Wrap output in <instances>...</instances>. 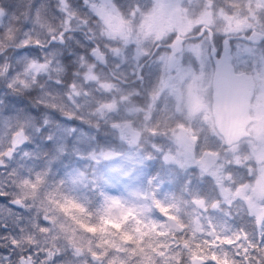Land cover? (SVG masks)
<instances>
[{"label": "trees", "instance_id": "16d2710c", "mask_svg": "<svg viewBox=\"0 0 264 264\" xmlns=\"http://www.w3.org/2000/svg\"><path fill=\"white\" fill-rule=\"evenodd\" d=\"M111 2L123 16L134 9L144 11L150 5V0ZM242 2L247 0H183L184 11H181L187 13L189 9L207 4L212 11L210 14L216 17L215 11L220 13L227 5L236 9ZM0 10L4 13L0 19V159L3 161L0 166V254L11 255V264L13 257H19L26 264H191V259L203 260L201 264H264V228L258 231L255 219L237 201L240 198L235 203L223 198L219 194V185L212 183L210 177L198 176L195 170H188L185 175L171 165L165 166L163 157L167 156V150L162 144L164 135L161 133L150 137L145 132L148 144L137 148L126 143L121 130L113 126L120 116L117 113L120 105L117 103L114 110L108 109L110 94L98 92L94 83L83 77L82 57L87 61L91 59L89 51L93 45L101 49L104 45H111L107 37L100 34L101 21L96 20L92 9L82 0H0ZM65 11H69L73 18L69 19ZM88 27L92 29L91 42L86 33ZM59 33L74 41L64 39L63 45L55 44L54 47L48 44L49 37ZM135 33L140 34L138 30ZM173 35L171 32L170 37L161 43H167ZM26 36L31 40L27 41ZM188 39L192 38L185 41ZM38 41L41 45L39 54H18L25 44L35 46ZM125 47L126 54L132 51V45ZM126 56L128 59L129 55ZM150 57L143 60L141 67L149 81L154 71L149 69L146 75L144 69ZM36 65L45 66L41 72H36ZM109 66L107 63V67H97L112 78L115 86L129 90L135 84L133 79L118 81L109 73ZM145 84L143 80L138 85L143 87ZM118 93V88H113L112 95ZM136 98L140 101L127 102L129 109H132L130 106L137 109V104L143 108L154 103L150 105L152 112L155 109L164 111L162 96L154 102L144 91ZM42 103L48 107L42 108ZM29 108L33 111L29 112ZM140 112L142 115V110ZM172 112L171 117L156 113L153 121L151 118L150 127L159 129L158 125L162 124L172 129V121L177 117L175 107ZM65 116L75 119L66 120ZM134 118L141 120L138 109ZM45 119L49 122L45 133L51 132L55 137L51 144H45L42 136L36 133ZM72 127L77 129L75 133L70 131ZM19 132H24L34 143L24 147H21L24 143L12 146L13 137ZM194 134L199 151L209 152L212 148L220 152L225 149L218 135ZM7 153L8 157L5 156ZM248 153L249 149L243 153L236 151L232 157L245 158ZM129 157L133 161H129ZM127 163L133 164L130 173H138L141 169L143 172L138 174L139 177L162 182V187L172 198L169 201L172 205L166 206L165 211L159 206L154 210L173 218L176 225L183 226L182 229L140 232L139 226L131 223V227L123 220L117 222V216L112 217L110 212L114 207L106 199H101V193L113 185L108 182L104 170L115 164L125 169ZM232 167L227 170L231 192L237 183L233 177L241 170L238 168L232 173ZM73 172L82 176L85 182L79 197L71 190L73 185L69 178ZM183 186L212 203L206 204L208 216L192 209L185 210ZM176 204L178 207L173 209ZM5 211H12L11 220L1 218ZM190 221L197 227L194 234L189 227ZM229 225L231 231L224 233ZM221 226L223 228L219 231ZM213 229L217 231L215 238L225 242L229 237L233 243L225 242L229 247L216 243L208 233ZM50 247L58 251L53 260L45 252Z\"/></svg>", "mask_w": 264, "mask_h": 264}, {"label": "rangeland", "instance_id": "374dc122", "mask_svg": "<svg viewBox=\"0 0 264 264\" xmlns=\"http://www.w3.org/2000/svg\"><path fill=\"white\" fill-rule=\"evenodd\" d=\"M60 1L64 2L66 0ZM82 1L86 6L92 9L96 20L101 21L100 26H102V30L100 34L106 36L111 43V45H104L102 49H100L106 54L107 63L110 64L109 67L113 76L123 81L136 78L137 68L144 62L143 60L150 55L152 56L147 66H145L144 71H147V75L148 70L153 69V81L152 79L149 81L148 76H145L141 71L140 75L144 77L143 80L146 84L140 87L138 82L135 81V84H133L129 90L127 88L115 86L112 78L101 71L97 67L100 65L93 60L89 59L90 61H87L84 57L81 59L84 67L83 77L86 80L92 81L98 92L104 91L106 94H110L109 98L105 95L110 102L108 109H113L117 103L120 105V107L117 108V113H119L120 116L114 123H117L118 130H121L120 133L124 141L130 146L140 148L142 145L148 144V138L145 132H147L150 137L152 134L156 135L157 133H161L164 135L162 144L165 150H167V156L163 157L165 166L171 165L185 175H187L188 170H195L198 176L205 175L208 179L210 177L212 183L217 184V186L219 185V194L222 195L223 198L232 203H235L237 198H240L237 201L242 203L245 210H248V214L252 215V219H255L258 231H263L264 140L257 145L254 143L252 145H247L248 142H245V145H240L235 151H233V147L220 150V152H218V150L213 151L212 148L209 149V152H203L202 150L199 151V148L195 145V134L187 133L183 129L182 115L186 107L184 105L188 104L189 101V98L186 97L190 93V82L193 83L194 80L202 82L204 79L207 81L210 75L207 44L199 38L185 41L182 51L176 55L174 64L170 70L166 68L169 54L168 50L166 48H159L153 52V49L156 44L163 46L161 42L169 38L171 32L174 33L172 38L175 35L189 37L190 35L198 33L201 27L205 25L210 27L215 38H219L213 39L214 45L218 48L222 40L221 38L227 35L238 36L249 28H256L257 31L262 32L264 31V0H247V2L240 3L236 9H232L233 7L228 8L229 5H227L225 6V10L219 11L220 13L215 11L217 14H215L216 17L210 14L212 11L207 4L202 8L189 9L187 13H182L184 11L182 7L183 0H150V5L146 10L140 11L134 9L126 16H123L117 10L111 0ZM200 10H204L203 13ZM65 12L69 19L73 18V15L70 14L69 11ZM3 14L4 13L0 10V19ZM133 18L138 19L132 20ZM217 19L218 22L216 21ZM90 29L91 28L87 29L86 33L93 37L92 29ZM82 30H84V28H82ZM136 30H138L140 34H136ZM49 36L50 34L47 37ZM63 37L67 42L74 41L67 35H63ZM29 40L31 39L28 38L27 41ZM170 40H168L167 43ZM18 41L20 44V39ZM128 45H132L133 48H130L132 51L126 54L125 46ZM230 46L232 47L231 53L236 68L250 72L256 78H264V45L254 47L253 44L250 45L245 42L234 40L230 43ZM126 55H129L128 59ZM44 66L38 65L36 72L42 70ZM193 66H196L195 69L198 67V72L193 69ZM200 68L202 70H200ZM157 69H159V71ZM193 72L194 74L192 75ZM198 85L197 83H193L191 89ZM113 88H118L120 91L117 96L112 95ZM144 91L148 92L150 100H154V102H158V97L162 96L163 106L165 105L163 107L164 111L160 112L155 109L152 112L150 105L154 103L147 104L143 108H140L141 106L137 104V109L141 116V120L137 121L134 118L135 112H137V109H135L136 107L130 106L132 109H129L127 106L129 104H127V102L138 101V99L140 101V98L137 99L136 97H138L139 93ZM145 102L146 101H143V103ZM173 107H175L176 112L174 113L177 117L175 116L176 118L172 121V129L171 127L167 129V127L162 124L158 125L159 129H155V126L153 129L150 127L152 124L151 118L153 121V117H157L156 113H160L161 115L168 114L171 117L173 114ZM140 110H142V115ZM125 124H129L132 129L139 133V138L137 140H134L129 133L123 131V126H125ZM25 139L26 136L24 132H19L13 137L12 146L23 144ZM246 149H249V153L245 158H241L238 155H235L233 158L231 155L236 151L240 153L246 152ZM8 155V153L5 154L7 157ZM128 160L133 161L130 157ZM2 165L3 161L0 159V166ZM127 165L125 169H122V167L115 164L104 170V173L108 174V182H113V185L110 186V189L106 188V192L103 191L101 193V199H106V201H109L112 204L111 206L114 207L112 210L113 212H110L112 217L114 215L117 216V219H119L117 222L123 220L124 222H128L127 224H129V226L131 225V227V223L135 226H139L141 229L140 232L147 231L151 233L152 229L166 232L169 228L175 230L174 227L182 229L183 226L176 225L173 218H167L166 215L157 214L154 210L156 206H159L165 211L166 206L172 205V203L169 202L172 201V198L162 187V182L156 179L146 181L147 178L145 176L139 177L138 175L143 172L141 169L138 170V173L135 171L130 173L133 164L127 163ZM236 165L239 166L237 167ZM229 166L234 167V170L231 171L232 173L235 169H241L240 172L233 177L235 179L234 181H237V189L235 187L233 192L228 188V183L231 182L229 173L227 172V170L230 171ZM129 173H134V175L130 177ZM81 178L82 176L80 177L75 174V172H73L72 176L69 178L73 185L71 190L73 194L78 195V197L81 188L85 187L84 179ZM167 185L170 186V181H167ZM188 190L187 186H183L181 189V193L186 195L185 210L192 209L196 213L200 212L208 216L209 213L205 211L206 204L207 202L208 204L212 203L208 200L206 202L196 191ZM65 191L68 192L69 189L66 188ZM65 191H63V193ZM231 193L234 195L232 194V196H230ZM173 207V209H176L178 205L176 204ZM11 214L12 211H5L1 218L3 220H11ZM189 227L192 233L197 229L192 221H190ZM221 228L223 227L221 226L219 231ZM227 230L231 231L230 225L227 226L224 233ZM216 232L217 231L214 229L213 231H208V233L211 234L210 238L215 240L216 243L218 242L221 246L227 247H229V245H226L225 242L230 244L233 243V240L228 239L229 237L225 239V242H221L220 239L215 238L217 235ZM2 249H4V247H1V250ZM42 250L43 248L41 251ZM142 251H144L143 248ZM45 252L50 260H53L54 257L58 255V251L53 247H50ZM223 256L229 258L227 254L223 253ZM188 258L191 259V257ZM191 260V264H201L203 262V260L200 259ZM27 263H29V261ZM12 264H26V261L21 262L19 257H13Z\"/></svg>", "mask_w": 264, "mask_h": 264}, {"label": "water", "instance_id": "95a60500", "mask_svg": "<svg viewBox=\"0 0 264 264\" xmlns=\"http://www.w3.org/2000/svg\"><path fill=\"white\" fill-rule=\"evenodd\" d=\"M205 26L192 37L197 38L204 32ZM248 43L256 44L264 38V34L257 30H252L248 35H239ZM233 36L225 37L221 42V49L216 53L213 43H210L209 55L213 64L211 77L212 88V116L218 135L221 137L226 148L238 144L241 140L247 139L249 134L246 132V126L251 121L249 114L250 99L253 94V78L251 74L243 71L236 72L232 64V55L230 52V40ZM56 43L63 45L62 33L56 37L51 36L48 44ZM89 41L91 37H88ZM185 38L175 35L171 41L163 46L169 49V55L166 68L170 70L174 64L176 55L181 52ZM157 44L153 52L159 47ZM152 52V53H153ZM90 58L102 67H107L106 54L101 52L97 45H94L89 51ZM141 65L137 68L136 78L141 83L143 78L140 75ZM119 80V78H117ZM117 127L118 125H113ZM125 129L130 132L133 139L139 138V133L126 124Z\"/></svg>", "mask_w": 264, "mask_h": 264}, {"label": "flooded vegetation", "instance_id": "af4514ba", "mask_svg": "<svg viewBox=\"0 0 264 264\" xmlns=\"http://www.w3.org/2000/svg\"><path fill=\"white\" fill-rule=\"evenodd\" d=\"M205 26L206 29L201 34V36H199V39L203 40L205 44H207L206 47L208 49L207 52L210 62V75L207 81H205V79L202 82L194 80L193 83H197L199 85L194 86L193 89H191L193 83L190 82V88H189L190 93L186 97L189 98V101L188 104L184 105L186 107L182 115L183 116L182 124H183V129L187 133L195 132L196 134H199L201 132H204L207 133V135H209L210 137H214V135H218V133L214 124V119L212 116V109H211V105H212L211 76L213 71V64L209 55L210 43L212 42L214 45V41H213L214 34L209 26L207 25ZM252 30H256V28H249L247 31H244V33H240V34L247 35ZM262 33L264 34V31H262ZM234 40L245 42L244 40L237 38V36H234V38L230 40V43L231 41ZM258 45L259 46L264 45V38L261 39L258 43L254 44L253 46L255 47ZM214 48L216 52L219 53L221 46H219L218 48L214 45ZM231 51H232V47H231ZM233 66L236 72L244 71L239 68H236L234 64ZM200 70L202 69L200 68ZM195 71L198 72V67ZM244 72L250 73L247 71ZM193 74L194 72L192 73V75ZM250 74L252 75L253 78L254 87H253V94L250 99V106H249V114L251 117V121L246 126V132L249 134V137L247 139L241 140L238 144L234 145L233 151L237 150L240 145H245L247 142H248L247 145H252L253 143L257 145L264 140V78L262 77L259 79L258 77L256 78L252 73ZM134 81L138 82V84H141L135 78ZM243 141H245L246 143H242Z\"/></svg>", "mask_w": 264, "mask_h": 264}, {"label": "snow or ice", "instance_id": "6c2138e0", "mask_svg": "<svg viewBox=\"0 0 264 264\" xmlns=\"http://www.w3.org/2000/svg\"><path fill=\"white\" fill-rule=\"evenodd\" d=\"M31 7V6H29ZM31 14V13H30ZM25 27H28V25L26 24ZM56 42L55 40H53V44L51 46H55ZM40 48H41V45L39 44V42L36 43L35 46H29L27 44L24 45V48L23 49H20L18 54H23L25 52H32L34 54H39V51H40ZM142 71V70H141ZM69 87L71 88L72 85H69ZM41 107H48V105L46 104H41ZM29 112H32L33 109L32 108H29L28 109ZM38 115V113H36ZM66 120H72V119H75V117H68V116H65L64 117ZM81 123H83V121H81ZM49 128V122L47 119H45L36 129V133L37 135H40L42 136L45 144H51V142L54 140V135L51 133V132H48V133H45V129ZM70 131L72 133H75L77 131L76 128H70ZM30 143H34V141L31 139V138H26L25 141H24V144L21 145V147H24L25 145L27 144H30ZM36 147H38V145H35ZM0 199H2V197H0ZM11 203V201H10ZM21 205H17V207H20ZM13 244H15V241L13 240ZM13 255H15V253H13ZM6 261L8 262V264H11V261H12V256L9 255V256H4L2 254H0V264H6Z\"/></svg>", "mask_w": 264, "mask_h": 264}]
</instances>
